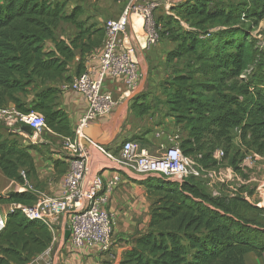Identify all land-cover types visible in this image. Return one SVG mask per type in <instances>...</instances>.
<instances>
[{
  "label": "trees",
  "instance_id": "trees-1",
  "mask_svg": "<svg viewBox=\"0 0 264 264\" xmlns=\"http://www.w3.org/2000/svg\"><path fill=\"white\" fill-rule=\"evenodd\" d=\"M236 9L227 10L219 0H186L172 8L174 16L193 21L194 29L223 22L212 44L199 51L198 35L192 29L175 27L172 17L156 18L160 41L172 45L165 54L168 65L193 57L202 63L199 68L212 72L207 81L194 79L193 71L174 73L165 102L173 122L186 132L179 144L182 153L199 164L206 158L201 154L204 137L228 141L232 129L256 152L264 149V95L256 87L249 91L251 84L223 87L240 77L254 60L249 29L235 23V15L241 12L256 27L264 20V0H256L248 9ZM89 22L80 7L67 9L61 0H0V108L11 105L22 114L38 113L51 134L61 140L73 138L75 127L59 99L66 92L61 87L84 72L87 57L99 53L103 44L104 24ZM64 24L66 34H60L57 31ZM142 101L138 95L131 103L138 116L148 110ZM129 141L143 142L123 138L113 153ZM38 146L0 127L1 175L31 188L35 170L29 152L42 155ZM52 164L65 172L64 162L54 160ZM235 164L231 162L237 170ZM196 180L189 178L182 184L153 177L133 181L150 198L149 220L116 264H246L248 254L258 259L264 256V226L239 214V210L259 214L263 210L242 198L212 197ZM35 201L31 190L0 195V205L32 206ZM51 244V233L44 224L26 219L17 209L10 210L0 230V264H29Z\"/></svg>",
  "mask_w": 264,
  "mask_h": 264
},
{
  "label": "built area",
  "instance_id": "built-area-1",
  "mask_svg": "<svg viewBox=\"0 0 264 264\" xmlns=\"http://www.w3.org/2000/svg\"><path fill=\"white\" fill-rule=\"evenodd\" d=\"M160 1H165L161 5ZM186 0H127L122 14L104 23V40L99 53L92 57L84 72L74 77L70 83L61 87L62 91H70L82 97L86 107L84 114L74 128L73 138L62 139L67 151V169L64 177V190L60 197H39L32 206L13 204L28 220H36L44 224L51 233L52 244L58 240L53 227L56 221L64 217L62 228L68 226L67 243L76 250L96 248L108 253L112 249L113 214L108 205L110 196L122 184L123 180L142 181L146 178H160L182 184L189 178L198 179L202 167L196 158L182 153L178 136L168 137L170 145L160 144L156 155L148 148L136 142H126L117 154L103 146L89 145L103 155L112 164L115 172L105 181L95 173H88L90 155L88 147L81 144L82 128L95 123L101 118L109 117L117 107V100L103 91L106 79H121L125 91L120 99L133 93L143 76V61L137 52L154 47L160 40V25L156 24L155 14L161 9L166 15L179 20L171 12L172 8ZM136 15L140 22L138 35L134 29L132 17ZM182 25V24H181ZM137 29V30H138ZM0 123L9 131L21 134V126H28L33 136L25 139L31 144H38L43 133H50L42 116L35 112L22 114L13 106L0 108ZM162 133L156 134L160 137ZM216 156H222L217 152ZM200 158V155L197 156ZM31 190L29 186H19L17 192ZM2 217V216H1ZM4 219L0 218V230ZM51 248V247H50ZM49 248V250H50Z\"/></svg>",
  "mask_w": 264,
  "mask_h": 264
},
{
  "label": "rangeland",
  "instance_id": "rangeland-1",
  "mask_svg": "<svg viewBox=\"0 0 264 264\" xmlns=\"http://www.w3.org/2000/svg\"><path fill=\"white\" fill-rule=\"evenodd\" d=\"M65 1L67 9H71L73 5L82 9L83 17L89 19L91 25L102 26L106 21L115 19L120 16L127 5V0H61ZM221 5H224L227 10L235 12L237 9H248L256 4V0H219ZM161 5L165 4V1H160ZM179 20H175L176 23H172L175 27H182L183 29H192L198 35L199 44L197 46L198 51L206 49L213 42V36L218 31L220 26L223 25L222 21H215L208 23L201 28H192L193 21H185L184 18L176 15ZM155 18H167L171 17L166 15L163 10H159ZM235 17V23H238L249 29L250 45L254 55L252 64L245 70L240 77L233 81L223 84L226 90L229 85L235 87L247 86L251 84L249 91L260 90L264 95V20L261 21L256 27L252 26V22L242 18L241 12H237ZM138 19L136 15L132 17V22ZM182 24V25H181ZM67 25L64 24L59 28L57 32L60 34H66ZM138 35H142L140 29L136 30ZM49 46V44H47ZM170 45L169 42L160 41L147 50H140L142 53L147 51H153L155 47L160 51H164L166 46ZM139 51V52H140ZM159 51V50H158ZM205 52V51H204ZM138 53V52H137ZM166 54V53H165ZM145 63L142 66L143 76L140 84L136 90L129 95L131 97L125 104L122 110L123 123L122 126H129V131L132 133V137L136 139H142V145L146 146L144 137L146 135H156L158 133H170L175 132L178 136V143L186 136V132L182 126H177L170 117V108L166 105V98L171 80L176 72L188 73L193 71V78L197 81L210 80L212 72L207 69L199 68L202 63L195 60L193 57H185L178 60L176 63L168 65L164 58H158L155 61H150L146 57ZM198 68V70H196ZM255 90H254V88ZM134 95V96H133ZM143 100L144 107H147L146 115L138 116V113L133 112L131 109L132 100L138 96ZM120 96H114L118 104L116 109L110 115V121L117 108L123 104L129 97L120 99ZM166 120L169 121L166 122ZM1 128L3 126L0 125ZM4 135L5 133L2 132ZM51 133H43L39 137V143L43 144L42 150L46 155H52L49 152L50 148L57 150L59 155L63 158H67L66 151L64 150L63 141L60 140H48L51 137ZM156 137V136H155ZM228 141L216 142L211 137H204V146L202 150V158L206 156L204 163H197L202 167L200 171V177L196 182L205 189L212 197H222L228 200L234 197L242 198L249 204L261 208L263 214L255 213L252 211L239 210V214L246 219L253 221L258 225L264 226V149L262 153L256 152V150L249 146L246 141L239 138V131L232 129L229 131ZM22 141H24V138ZM26 140V139H25ZM148 148V147H147ZM157 148L149 149L151 154L156 155ZM217 152H222V156H216ZM45 156V155H44ZM47 158V157H46ZM51 159V157H49ZM236 163L237 170L233 168L231 162ZM17 184V183H16ZM7 179L0 176V195H7L9 192H13L14 186L6 187ZM4 192V194L2 193ZM9 203H3L0 206L5 208L9 206ZM1 209V208H0ZM0 218L2 219L1 215ZM61 242L62 241V236ZM58 240L54 242L57 245ZM94 249V250H93ZM96 251L98 249L86 248L82 250H76L69 246L66 242H63V247L58 250V259L53 261L52 256L54 250L47 254L49 258V264H82L83 253L87 251ZM254 258H247V264H255ZM262 264H264V259Z\"/></svg>",
  "mask_w": 264,
  "mask_h": 264
},
{
  "label": "crops",
  "instance_id": "crops-1",
  "mask_svg": "<svg viewBox=\"0 0 264 264\" xmlns=\"http://www.w3.org/2000/svg\"><path fill=\"white\" fill-rule=\"evenodd\" d=\"M134 29H138L139 22L133 23ZM172 47V45L166 46L164 51H160L159 48L155 47L153 51H147L142 53L141 51L137 53L138 57L142 59L145 63V57L150 61H155L158 58L165 56V53ZM159 50V51H158ZM95 54L87 57L85 60V66L89 65L92 61V57ZM61 84L56 83V86L59 87ZM103 91L114 96H120L124 91V83L121 79H106L103 85ZM61 108L64 109L68 120L70 122L71 127H75L82 117L85 111V101L82 97L78 96L75 93L70 91L63 92V95L59 99ZM11 106V105H10ZM122 114V113H121ZM110 117V116H109ZM109 117H104L96 121L95 123H91L93 125H97L101 128V134L99 136H103L102 140L104 143H107L106 148H110L111 152H113L114 146L121 141L123 138L132 137V133L129 131V126H122L123 116L120 115V122L110 121ZM166 122L169 123L168 120ZM175 132L163 133L160 137H155L156 135H146L144 137L145 147L149 149H154L158 147L160 144H164L166 146L170 145L168 137L172 138ZM20 137H25L23 133L20 134ZM60 140L57 136L53 135L48 137V140ZM24 141L28 142L27 140ZM140 146L142 145L140 142H136ZM43 144L41 143L38 148L42 150ZM65 150V149H64ZM66 151V150H65ZM149 151V150H148ZM49 152L52 155H46L35 151H30L33 162H34V170L35 176L33 180H31V191L35 194L36 200L39 197H51L57 198L60 197L64 190V177L67 169V158L61 157L58 151L50 148ZM150 152V151H149ZM88 153L90 155V159L88 162V173L89 174H99L102 179L105 181L110 178L111 175L115 172L112 168V164L101 154H99L94 148L88 147ZM66 154L67 151H66ZM47 157V158H46ZM51 157V159L49 158ZM59 160L65 163V172L61 173V168L59 167L57 170L54 169L52 161ZM0 176L2 177L1 173ZM14 186L13 190L17 192L19 184H16L12 181L7 180L6 187ZM4 194V192H2ZM4 196V195H3ZM150 198L146 192V190L134 183L133 181L123 180L121 186H119L113 194L110 196V201L108 205L109 211L113 214V233H112V249L108 253H104L98 250L96 251H87L83 253V257L79 259H83L82 264H104L111 263L116 264L122 254V251L127 247L130 240L133 239L137 232L143 230L149 220V208H150ZM0 215L3 219H5L8 211L13 208V204H10L6 208L4 206H0ZM64 222V217L60 219V221H56L53 225L55 228L56 236L58 237L57 245H52L50 250L48 249L45 253L35 257L29 264H49V258L47 254L54 250L52 259L53 261H57L58 259V250L63 247V242H61V235L59 234V229L62 228ZM68 244V243H67ZM254 258L255 264H262L264 256L261 258H256L252 254H248L245 256V262L247 264V258Z\"/></svg>",
  "mask_w": 264,
  "mask_h": 264
},
{
  "label": "water",
  "instance_id": "water-1",
  "mask_svg": "<svg viewBox=\"0 0 264 264\" xmlns=\"http://www.w3.org/2000/svg\"><path fill=\"white\" fill-rule=\"evenodd\" d=\"M130 98L131 97H129L123 104H121L117 108V110L115 111V114L113 116V119H112L113 122H115V123L120 122L121 112H122L123 108L125 107V104L128 102V100ZM19 132L27 135L28 137L33 136V131L28 126H21L19 129ZM100 134H101V128L99 126L93 125V124H87L85 127L82 128L83 139L81 141V144L85 147H88L91 144L105 147L107 145V143H104L102 140L104 134H103V136L102 135L99 136ZM68 238H69L68 226L64 225V233L62 236V241L66 242L68 240Z\"/></svg>",
  "mask_w": 264,
  "mask_h": 264
},
{
  "label": "bare ground",
  "instance_id": "bare-ground-1",
  "mask_svg": "<svg viewBox=\"0 0 264 264\" xmlns=\"http://www.w3.org/2000/svg\"><path fill=\"white\" fill-rule=\"evenodd\" d=\"M134 22H136V20H134L133 23H134ZM137 22H139V21H137ZM139 26H140V22H139Z\"/></svg>",
  "mask_w": 264,
  "mask_h": 264
}]
</instances>
